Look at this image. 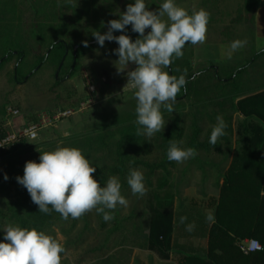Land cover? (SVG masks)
Listing matches in <instances>:
<instances>
[{
  "label": "trees",
  "instance_id": "trees-1",
  "mask_svg": "<svg viewBox=\"0 0 264 264\" xmlns=\"http://www.w3.org/2000/svg\"><path fill=\"white\" fill-rule=\"evenodd\" d=\"M231 1L234 4L231 11L218 8ZM130 2L132 0H36V3L0 0V40H4L0 46V74L14 62L11 81L18 86L30 82L42 69L55 66L57 74L49 98V107L54 108L47 110L76 107L81 100L68 89L67 83L82 66L96 63L103 54L108 56L104 51L106 47H118L114 41H106L101 48L92 33L107 31L106 22L118 19L117 13L125 11ZM202 3L210 13L209 23L217 22V17L228 19L223 28L226 36L242 25L253 26L263 0H202ZM25 9L31 13L30 17L20 23ZM102 21L105 22L103 27ZM126 31L133 40L138 38L139 34L131 31V25ZM120 34V31L114 33ZM32 40L34 43H30ZM84 40L89 42L88 47L83 46ZM30 46L36 51L30 50ZM262 58L264 48L231 70L210 65L198 72L190 59L173 58L165 71L177 77L184 74L187 90L177 93L172 102L174 111L162 109L164 128L152 137L140 134L141 126L135 123V99L131 110L119 116L112 131L90 136L91 141L85 143L82 151L97 167L92 175L101 181V186L109 177L117 176L122 195L127 200L135 199L127 217L110 212L113 218L105 221L95 208L75 219L71 216L64 219L51 210V206L48 213L39 212L38 205L32 202L27 189L16 177L23 175L27 161L39 162L41 153L20 162L21 156L13 152L0 164V229L9 224L19 225L44 230L54 238L56 230L60 229L68 239H74L64 246L62 257L97 235L100 245L87 250L79 263L100 259L101 264H116L115 252L111 254L113 247L125 229L138 219L142 202L150 216L145 245L160 260H170L176 251H181L177 264H264V83L259 80L250 86L244 84L251 68ZM31 59L33 66L25 73ZM9 105L22 109L9 100L4 101L0 105V130ZM217 115L223 117L227 127L213 145L209 137ZM171 142H182V147L194 148L197 155L182 162L169 161L167 149ZM68 146L80 148L79 143ZM6 152L0 150V158ZM133 168L144 173L146 191L143 195L132 194L127 184L129 170ZM192 186L199 200L185 197V191ZM213 191L217 192V197ZM206 211L212 213L207 215ZM91 213L98 219L94 229ZM180 217L186 220L181 223ZM194 238L208 241L204 256L192 244L179 243L181 239ZM247 239L258 241L262 251L243 254L240 243ZM103 259L106 260L103 262Z\"/></svg>",
  "mask_w": 264,
  "mask_h": 264
},
{
  "label": "clouds",
  "instance_id": "clouds-1",
  "mask_svg": "<svg viewBox=\"0 0 264 264\" xmlns=\"http://www.w3.org/2000/svg\"><path fill=\"white\" fill-rule=\"evenodd\" d=\"M117 14L118 19L106 22L107 31H95L92 36L101 48L106 41H114L118 45L111 50L118 56L113 61L118 74L125 72L129 64L136 65L134 70L127 71L125 87L135 89V123L141 126L138 132L152 137L165 126L162 109L174 111L172 102L177 93L187 90L184 74L177 77L165 69L173 58L184 55L186 43L204 42L210 13L201 8L189 14L177 0H162L156 9L150 8L146 0H132L125 11ZM101 25L105 26V22L102 21ZM129 25L132 32L139 34L135 40L127 34ZM146 29L150 30L146 32ZM116 31L121 34L114 35ZM82 43L88 47L87 40ZM245 43L236 40L230 47L235 51ZM216 121L209 137V143L213 145L218 137L224 135L227 127L221 115H217ZM181 144L170 143L167 149L169 161L182 162L197 155L194 148L182 147ZM40 153L39 162L27 161L23 175L16 177L17 182L27 189L32 202L38 205L39 212L48 213L51 206V210L60 213L64 219L69 216L75 219L95 208L108 221L113 216L106 209L127 206L128 201L121 193L120 179L111 176L101 186V181L92 175L97 167L90 163L82 149L58 146ZM4 179H8L7 174ZM127 184L132 194L143 195L146 191L143 171L130 169ZM185 220L186 217H180L181 223ZM188 229L191 230V225ZM0 230L3 231L0 264H61L65 248L44 230L11 224Z\"/></svg>",
  "mask_w": 264,
  "mask_h": 264
},
{
  "label": "rangeland",
  "instance_id": "rangeland-1",
  "mask_svg": "<svg viewBox=\"0 0 264 264\" xmlns=\"http://www.w3.org/2000/svg\"><path fill=\"white\" fill-rule=\"evenodd\" d=\"M33 1L36 3V0ZM61 1L64 2V0ZM146 2L150 8L156 9L162 0H146ZM177 3L179 6L187 9L189 14L201 8L208 11L207 6L203 5L202 0H177ZM233 6L234 4L231 1L220 4L218 8L221 11H229ZM262 6L264 7V3ZM262 6L256 13L257 21H255L253 26L242 25L237 27L235 31H232L231 35H223V28L228 24V19L217 17V22H208L204 42L195 45L186 43L183 48V57L190 59L192 67L196 72L206 69L210 65H215L220 69L231 70L235 66L245 63L255 52L264 48V8ZM30 14L28 9H25L19 22H27ZM164 19L166 20L167 18L164 17ZM236 40L246 41V43L243 47L233 51L230 45ZM2 42L4 40H0V46ZM30 43H34V40ZM106 48L109 49L104 50L109 53L107 54L108 56L103 54V58L96 63L82 66L80 72L67 83L68 89L77 93L81 102H85L88 98L91 99L90 105H87L86 108L67 120L39 130V137L35 142L23 141L6 149L7 152L2 153L0 158V164L1 161L10 158L13 152L15 156H21L20 162H25L37 152L50 151L58 146H68L71 143H79L80 149L84 150V147H86L85 143L91 141L90 136H99L102 131L106 133L105 131H112L114 129L119 116L129 112L131 104L135 100V89L125 86L128 83L127 71L134 70L136 65L129 64L125 72L118 74L113 63V61L118 59V56L110 53V50L114 49V46L109 45ZM30 50L36 51V48L30 46ZM32 63L33 60L31 59L25 73H28L32 68ZM68 64L67 68L70 67V58ZM14 65V62L7 65L6 72L0 74V105L4 101L9 100V102H13L22 108L23 118L15 122L16 127H19L31 122L37 112L54 108L52 106L49 107V98L52 96L51 89L54 85L57 72L55 66H49L39 71L27 84L14 86L11 81ZM86 71H90L95 81L96 94L92 97L87 95L84 80V72ZM259 80L264 83V58L254 64L250 73L245 78L244 84L246 83V86H250L253 82L254 84L260 82ZM66 104L69 103L67 102ZM97 155L98 153H95V156ZM12 159L15 161L13 157ZM174 181L175 177L172 179V184ZM212 194L217 197L216 191H213ZM127 201V206L117 205L115 209L107 210L119 214L121 218H125L130 214L135 205V199ZM138 215V219L125 229V232L113 247L111 254L115 252L114 258H116V264L159 263L157 262L159 258L147 250L145 245L150 228V216L145 208V204L142 202L139 204ZM90 216L92 221L91 226L94 229L98 219L96 218V214L91 213ZM55 236L63 246L74 240L68 239L60 229L56 230ZM99 245V238L95 235L77 250H71L64 255L61 264H101L100 259L79 263L81 256L87 250ZM105 260L103 259V262Z\"/></svg>",
  "mask_w": 264,
  "mask_h": 264
},
{
  "label": "built area",
  "instance_id": "built-area-1",
  "mask_svg": "<svg viewBox=\"0 0 264 264\" xmlns=\"http://www.w3.org/2000/svg\"><path fill=\"white\" fill-rule=\"evenodd\" d=\"M84 80L87 88V95L92 97L96 94V86L93 75L90 71L84 72ZM88 99L73 108L60 107L54 111H39L31 122L19 127H16L15 122L22 120V111L15 106H7L5 109L4 124L0 130V150H6L22 141L35 142L39 137V130L54 126L79 113L86 108L87 105H90L91 99ZM240 250L243 254L248 255L262 251V246L256 240L247 239L240 243Z\"/></svg>",
  "mask_w": 264,
  "mask_h": 264
},
{
  "label": "crops",
  "instance_id": "crops-1",
  "mask_svg": "<svg viewBox=\"0 0 264 264\" xmlns=\"http://www.w3.org/2000/svg\"><path fill=\"white\" fill-rule=\"evenodd\" d=\"M263 3H264V0H263ZM263 7V6H262ZM264 8V7H263ZM260 9V8H259ZM258 11V10H257ZM257 13V12H256ZM255 21H257V14H256V19ZM194 188V189H192ZM193 191V192H192ZM185 197L186 198H189V199H198L199 200V196L197 194V190L194 186L190 187L189 189H187L185 191ZM207 215L211 214L212 211H206ZM180 244L182 245H185V244H188V246L190 244H192L195 248L199 249V254L201 256H204V251L207 249L208 247V241L206 239H197V238H194V239H190V240H186V239H181ZM180 253V254H179ZM184 253V252H183ZM187 253V252H185ZM181 255V251H176L175 254L172 255L171 259L170 260H167V261H161L158 259L157 262H159L158 264H177V260L179 259Z\"/></svg>",
  "mask_w": 264,
  "mask_h": 264
}]
</instances>
